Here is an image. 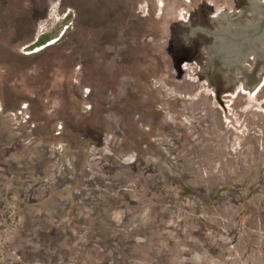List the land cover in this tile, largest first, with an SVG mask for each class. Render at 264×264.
<instances>
[{
	"label": "rangeland",
	"instance_id": "1",
	"mask_svg": "<svg viewBox=\"0 0 264 264\" xmlns=\"http://www.w3.org/2000/svg\"><path fill=\"white\" fill-rule=\"evenodd\" d=\"M252 1L0 0V264H264Z\"/></svg>",
	"mask_w": 264,
	"mask_h": 264
},
{
	"label": "water",
	"instance_id": "2",
	"mask_svg": "<svg viewBox=\"0 0 264 264\" xmlns=\"http://www.w3.org/2000/svg\"><path fill=\"white\" fill-rule=\"evenodd\" d=\"M243 24L238 27H234L231 29H224L220 31H215L214 33L211 32L210 34L215 37V39L220 40V43L224 44L223 50H226L227 47H231L229 51H232L233 53L241 51V48L244 47L246 49V46L248 44H252L254 41L249 39L251 36H256L255 33L256 30H245L243 29ZM236 28V29H235ZM229 43V44H228ZM237 43V46L232 47L231 45ZM243 49V50H245ZM242 52V51H241ZM240 53V52H239ZM234 65L237 66L236 62H234Z\"/></svg>",
	"mask_w": 264,
	"mask_h": 264
},
{
	"label": "flooded vegetation",
	"instance_id": "3",
	"mask_svg": "<svg viewBox=\"0 0 264 264\" xmlns=\"http://www.w3.org/2000/svg\"><path fill=\"white\" fill-rule=\"evenodd\" d=\"M256 3V4H255ZM252 4H254L255 6H252V8H254V7H258V6H261L263 9H264V0H254V1H252ZM240 11V10H239ZM239 11H235L236 13L237 12H239ZM242 11V10H241ZM240 11V12H241ZM235 12H229V14H226V15H230L231 13L233 14V13H235ZM222 15H224V13L223 14H219V15H216L215 17H214V22H216L217 23V25H218V27L220 26H223L222 25V22L223 21H225L224 20V18L222 17ZM247 15V14H246ZM240 16V15H239ZM211 18V17H210ZM256 19V18H255ZM254 19V17L253 18H251V19H245L243 16H241V20H239L237 23H234V25L232 24V25H230V28H234V27H238L239 25L241 26V24H243V29H245V30H264V16H263V18L261 17V20H260V26H259V28L257 27V26H254L255 24H256V20ZM213 22V23H214ZM226 22V21H225ZM210 24H212V21H210L209 22ZM209 28L211 27L212 28V25L210 26H208ZM217 27V28H218ZM209 28H206L205 30H208ZM211 28H210V30H211ZM223 28H225V27H223ZM236 29V28H235ZM212 30H214V29H212ZM219 30V29H218ZM255 45H256V43H255ZM243 48L244 47H242L241 48V51H243ZM231 48H229V47H227V49H226V51H228V50H230ZM241 51H239V52H241ZM239 52H236V53H239ZM244 52V51H243ZM243 52H241V54H243ZM237 63V62H236ZM230 68H232V69H229L228 71H230V72H232L234 69H238V70H241V68H245V65H240V64H238L237 63V66H229ZM246 69V68H245ZM261 72V71H260ZM259 84L260 83H257V81L252 85V88L253 87H255L256 89H259ZM252 88H250L251 90H252ZM241 89L243 90V91H248V89L249 88H247V90H244L243 89V87H241ZM249 89V90H250Z\"/></svg>",
	"mask_w": 264,
	"mask_h": 264
},
{
	"label": "trees",
	"instance_id": "4",
	"mask_svg": "<svg viewBox=\"0 0 264 264\" xmlns=\"http://www.w3.org/2000/svg\"><path fill=\"white\" fill-rule=\"evenodd\" d=\"M57 32L40 36L30 47L31 49L44 46L48 41L56 37ZM185 189V188H183ZM186 190V189H185Z\"/></svg>",
	"mask_w": 264,
	"mask_h": 264
},
{
	"label": "bare ground",
	"instance_id": "5",
	"mask_svg": "<svg viewBox=\"0 0 264 264\" xmlns=\"http://www.w3.org/2000/svg\"><path fill=\"white\" fill-rule=\"evenodd\" d=\"M239 81H236L235 84H237ZM241 87H243L244 90H247V87L244 86L242 83H241Z\"/></svg>",
	"mask_w": 264,
	"mask_h": 264
},
{
	"label": "clouds",
	"instance_id": "6",
	"mask_svg": "<svg viewBox=\"0 0 264 264\" xmlns=\"http://www.w3.org/2000/svg\"><path fill=\"white\" fill-rule=\"evenodd\" d=\"M52 40H54V38L53 39H51L50 41H48V42H51ZM48 42L46 43V44H48ZM45 44V45H46ZM41 47V46H40ZM42 48V47H41ZM40 48H38V49H35V50H39Z\"/></svg>",
	"mask_w": 264,
	"mask_h": 264
}]
</instances>
